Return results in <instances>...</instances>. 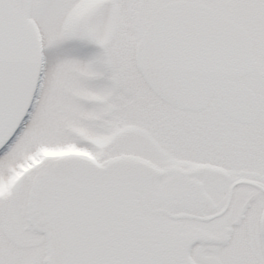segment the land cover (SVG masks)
Masks as SVG:
<instances>
[{
    "label": "snow or ice",
    "instance_id": "6c2138e0",
    "mask_svg": "<svg viewBox=\"0 0 264 264\" xmlns=\"http://www.w3.org/2000/svg\"><path fill=\"white\" fill-rule=\"evenodd\" d=\"M0 264H264V0H0Z\"/></svg>",
    "mask_w": 264,
    "mask_h": 264
}]
</instances>
